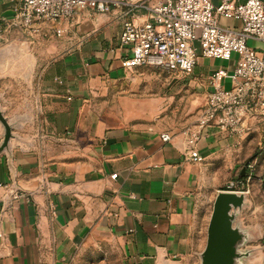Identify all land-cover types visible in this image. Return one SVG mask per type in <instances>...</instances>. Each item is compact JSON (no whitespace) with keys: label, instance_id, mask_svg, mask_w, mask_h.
Returning a JSON list of instances; mask_svg holds the SVG:
<instances>
[{"label":"crops","instance_id":"obj_1","mask_svg":"<svg viewBox=\"0 0 264 264\" xmlns=\"http://www.w3.org/2000/svg\"><path fill=\"white\" fill-rule=\"evenodd\" d=\"M15 5L0 0V109L14 135L0 155V264H66L89 241L114 243L124 264H200L214 200L229 181L250 191L241 222L257 234L252 263L264 264V127L250 121L243 136L207 127L197 144L204 161L195 163L185 153L186 127L149 124L157 111L145 117L126 108L127 121L146 122L112 125L87 104L84 87L108 73L114 82L128 76L122 60L131 51L120 48V35L129 8L82 11L32 34L13 22ZM222 62L200 57L186 79L204 105ZM2 137L0 125V144ZM253 161L247 184L244 169Z\"/></svg>","mask_w":264,"mask_h":264},{"label":"built area","instance_id":"obj_2","mask_svg":"<svg viewBox=\"0 0 264 264\" xmlns=\"http://www.w3.org/2000/svg\"><path fill=\"white\" fill-rule=\"evenodd\" d=\"M14 2L13 22L32 34L39 32L38 26L42 23H58L82 11L108 14L113 8H129L131 19L125 21L120 35V48L131 51V56L122 60V68L127 70L148 66L190 76L200 57L230 62L233 55H237L232 73L219 68L210 76L212 91L206 97L198 125L188 131L186 141L185 153L193 162L204 161L197 144L203 131L211 125L216 124L235 136L248 134L250 121L264 127V51L248 45L251 40L264 44V0H247L243 4L221 0L218 6L210 0H166L152 7L134 0ZM140 9L149 10L145 20H140L137 13ZM220 17L241 21V30L220 25ZM197 31L200 32L199 47L194 45ZM55 32L57 36L62 35L61 29L56 28ZM227 79L232 80L229 88L224 86ZM161 138L166 143L172 139L169 134ZM256 166V161L246 165L247 184L253 181ZM243 187L241 182L229 181L226 191L248 194V187ZM14 197L18 199L21 195L16 192Z\"/></svg>","mask_w":264,"mask_h":264},{"label":"rangeland","instance_id":"obj_3","mask_svg":"<svg viewBox=\"0 0 264 264\" xmlns=\"http://www.w3.org/2000/svg\"><path fill=\"white\" fill-rule=\"evenodd\" d=\"M235 28L239 31L242 22L236 21ZM197 31L194 45L199 47ZM248 45L259 52L264 51V44L251 40ZM237 55L232 60L222 62V67L230 73L236 66ZM128 76L120 82H114L111 75H104L105 79L90 81L84 88L90 92L86 98L87 104L97 108L98 116L112 125L123 123H143L142 119L127 121L125 109L137 108L140 113L148 117L157 111V122L163 125L186 127V132L198 125L204 107L202 94L188 86L186 79L190 76L171 73L154 67H137L128 70ZM226 88L230 84H225ZM154 102V104H153ZM158 103V104H157ZM260 150L255 152V155ZM66 264H124L120 251L114 243L89 241L72 254Z\"/></svg>","mask_w":264,"mask_h":264},{"label":"water","instance_id":"obj_4","mask_svg":"<svg viewBox=\"0 0 264 264\" xmlns=\"http://www.w3.org/2000/svg\"><path fill=\"white\" fill-rule=\"evenodd\" d=\"M0 125L3 137L0 155L8 151L14 138L13 124L0 109ZM246 172V169H244ZM244 192L220 191L213 203L207 230V243L200 253V264H254L252 259L259 248L253 247L257 234L241 222L244 210L250 206Z\"/></svg>","mask_w":264,"mask_h":264}]
</instances>
